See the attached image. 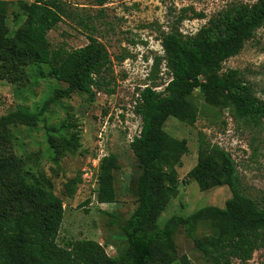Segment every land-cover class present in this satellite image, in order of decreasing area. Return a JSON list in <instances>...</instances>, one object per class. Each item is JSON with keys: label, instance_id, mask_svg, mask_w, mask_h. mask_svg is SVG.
Here are the masks:
<instances>
[{"label": "rangeland", "instance_id": "rangeland-1", "mask_svg": "<svg viewBox=\"0 0 264 264\" xmlns=\"http://www.w3.org/2000/svg\"><path fill=\"white\" fill-rule=\"evenodd\" d=\"M67 16L48 34L53 47L75 50L86 46L93 37L108 50L113 63L110 90L93 96L73 92L49 105L44 120L35 126L16 123L0 132V157L10 158L20 165V172L8 176L10 190L22 196V206L0 209V222L17 218L20 209L48 217L44 205L35 200L34 192L53 193L64 205V220L58 244L87 239L98 242L112 258H119L127 247L122 232L123 221L137 209L134 193L137 160L130 147L141 130V118L135 114V104L146 86L162 91L170 74L163 63L155 79L152 66L157 57H164L162 33L172 27L185 36L194 35L208 20L235 3L254 4L257 0H60ZM30 0H0L1 26L6 37L14 38L24 28V10ZM203 15L204 18L197 17ZM13 49V45H9ZM238 70L252 86L258 99L264 101V27L248 41L242 52L224 63V71ZM50 68L31 62L18 61L10 52L0 53V117L19 109L39 112L53 97L55 90L66 85L50 78ZM187 100L199 110L194 125L169 118L164 125L168 136L181 142L187 151H176L167 170H173L178 180V196L159 218V225L173 216H189L208 206L224 208L231 198L228 186L202 191L187 174L198 162L201 142L218 146L232 155L237 165L244 193L264 204V121L262 125L238 121L221 107L208 105L201 90ZM66 125L67 128L63 126ZM78 138L80 147L67 149L64 139ZM115 156L118 169L110 172L116 202L99 204L98 178L101 160ZM81 179L76 192L69 197L65 184ZM2 197L9 198L7 189ZM210 233L208 223L197 225L191 235L178 229L175 242L178 256L186 255L193 264H214L197 250L195 239ZM153 264H162L156 262ZM173 264H180L176 261ZM233 264H239L238 261ZM248 264H264V249L255 252Z\"/></svg>", "mask_w": 264, "mask_h": 264}, {"label": "trees", "instance_id": "trees-1", "mask_svg": "<svg viewBox=\"0 0 264 264\" xmlns=\"http://www.w3.org/2000/svg\"><path fill=\"white\" fill-rule=\"evenodd\" d=\"M27 23L14 38L6 37L1 28L4 19L0 14V53L10 52L18 61L46 65L48 76L66 85L57 89L39 112L19 109L0 117V132L21 123L35 126L44 120L49 105L73 92L90 96L96 93H114L110 90L113 63L107 48L95 38L79 49L53 47L48 34L67 16L60 0H30L24 7ZM197 17L204 18L203 15ZM264 27V0L254 4L235 3L210 18L197 33L183 35L172 27L162 33L164 57L155 59L149 77L156 78L164 63L170 80L162 91L157 86L139 90L135 114L141 118V130L130 147L137 160V178L134 193L138 206L134 214L122 223L127 247L119 258L110 257L98 242L79 239L62 247L58 244L64 220L63 202L53 193L34 192L35 200L45 206L48 217L41 220L38 214L20 212L16 219L0 222V264H193L186 255L178 256L175 235L185 228L191 235L197 225L208 223L210 233L195 239L197 250L214 264H248L255 252L264 249V204L246 195L241 188L237 165L226 150L201 142L198 162L187 174L202 191L229 187L231 198L224 208L208 206L189 216H173L163 226L159 218L172 198L178 196V180L173 170H167L176 151H187L186 141L171 139L164 130L169 118L194 125L199 118L197 106L187 100L201 90L204 101L212 107L228 110L238 121L255 126L264 121V101L256 97L252 86L245 82L238 70L224 71V63L238 56L245 44ZM13 49L8 50V46ZM67 128L66 125L63 126ZM67 149L80 147L78 138L64 139ZM118 169L113 155L101 160L97 201L113 204L116 195L110 172ZM21 167L10 158L0 157V209L5 206H22L24 198L10 190L8 176L20 172ZM81 179L65 184L72 197ZM7 189L9 198L1 196ZM21 200V201H20Z\"/></svg>", "mask_w": 264, "mask_h": 264}]
</instances>
